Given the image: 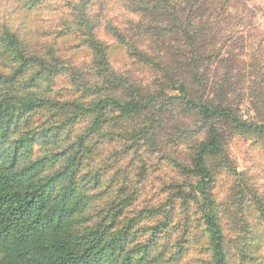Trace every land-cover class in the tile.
I'll return each instance as SVG.
<instances>
[{
    "label": "clouds",
    "instance_id": "9594fccd",
    "mask_svg": "<svg viewBox=\"0 0 264 264\" xmlns=\"http://www.w3.org/2000/svg\"><path fill=\"white\" fill-rule=\"evenodd\" d=\"M0 264H264V0H0Z\"/></svg>",
    "mask_w": 264,
    "mask_h": 264
}]
</instances>
